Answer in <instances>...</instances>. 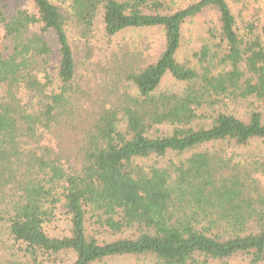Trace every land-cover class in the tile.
Here are the masks:
<instances>
[{
	"label": "trees",
	"instance_id": "16d2710c",
	"mask_svg": "<svg viewBox=\"0 0 264 264\" xmlns=\"http://www.w3.org/2000/svg\"><path fill=\"white\" fill-rule=\"evenodd\" d=\"M31 1L0 0V264H264L258 0Z\"/></svg>",
	"mask_w": 264,
	"mask_h": 264
},
{
	"label": "rangeland",
	"instance_id": "374dc122",
	"mask_svg": "<svg viewBox=\"0 0 264 264\" xmlns=\"http://www.w3.org/2000/svg\"><path fill=\"white\" fill-rule=\"evenodd\" d=\"M259 6H261L264 9V0H258ZM15 8H22L29 11H34V5L31 0H2V9L4 12L8 13V17L12 15V11ZM101 28V27H100ZM196 29L197 24H194L191 26V31H188V37L191 39L192 42L197 40L196 35ZM162 31L160 30H144V31H137L134 33H128L126 34L125 38L129 41H132L136 43L137 45H141L143 47H146L147 45H152L155 48L156 52H160L163 46L162 44ZM0 52H2L5 56L10 54V41L5 37L3 28H0ZM174 81L170 78H167L164 87L165 88H174ZM157 132L160 133H169L170 128L162 126L157 128ZM152 162H148V164H151ZM163 163V161L161 162ZM59 219L60 221L56 224H54L52 231L57 230L61 231L64 229V217L59 213ZM103 264H126V261L124 260H112L107 261Z\"/></svg>",
	"mask_w": 264,
	"mask_h": 264
}]
</instances>
